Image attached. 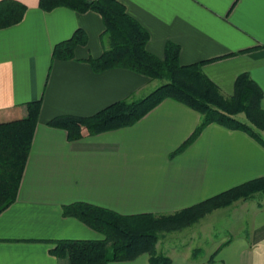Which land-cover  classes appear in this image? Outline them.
<instances>
[{"label":"crops","instance_id":"crops-1","mask_svg":"<svg viewBox=\"0 0 264 264\" xmlns=\"http://www.w3.org/2000/svg\"><path fill=\"white\" fill-rule=\"evenodd\" d=\"M7 1L25 11L19 23L0 29V122L25 117L29 103L40 102V112L16 200L0 214V264H69L51 254L56 242L102 239L64 216L65 206L170 215L264 177V147L217 124L178 152L200 116L170 99L130 127L68 141L48 122L142 99L156 89L154 82L126 69L92 68L89 60L104 50L98 14L62 7L45 12L40 0ZM118 1L148 33L150 54L162 59L167 44L178 46L180 64L204 62V75L227 96L236 78L248 74L264 110V0ZM77 30L86 44L71 58L53 59L54 47ZM258 195L224 208L232 219L227 233L205 249L172 252L171 264H264V194ZM195 249L202 254L193 257ZM108 264H149V257Z\"/></svg>","mask_w":264,"mask_h":264},{"label":"trees","instance_id":"trees-1","mask_svg":"<svg viewBox=\"0 0 264 264\" xmlns=\"http://www.w3.org/2000/svg\"><path fill=\"white\" fill-rule=\"evenodd\" d=\"M39 7L45 12L62 7L79 14L94 12L101 17L104 50L98 59L89 60L96 72L121 68L161 82L142 99L116 102L86 118L63 116L48 122L49 127L65 131L68 141L130 127L162 101L170 99L200 116L196 130L178 152L210 124L241 131L264 147V137L259 134V131L264 132V110L260 107L263 94L248 74L236 78L234 92L227 96L204 75L201 69L204 62L180 64L178 46L167 44L164 57H155L146 49L148 33L127 14L118 0H40ZM24 11L25 7L16 2H0V29L19 23ZM84 44L85 34L77 30L69 40L54 47L52 58H71L74 48ZM26 108L25 117L0 122V214L16 200L40 102L29 103ZM241 115L245 120L240 119ZM258 194H264V177L170 215L123 216L85 203L72 204L63 208V215L79 220L102 239L62 240L56 242L50 252L58 259H67L69 264L129 262L143 254L148 255L149 264H171V259L156 248L163 235L181 231L218 208L246 201ZM200 254V249L192 252L193 257Z\"/></svg>","mask_w":264,"mask_h":264},{"label":"rangeland","instance_id":"rangeland-1","mask_svg":"<svg viewBox=\"0 0 264 264\" xmlns=\"http://www.w3.org/2000/svg\"><path fill=\"white\" fill-rule=\"evenodd\" d=\"M153 82L154 87H158L161 84V82L157 80ZM240 119L245 120L243 115L240 116ZM259 134L264 137V132L259 131ZM254 198H257V195H255ZM237 202L239 203L241 201H236L227 207L234 209V205L237 204ZM224 208H226V206L212 211L198 223L186 227L181 231L163 235L157 243V250L168 256L172 252L182 250L186 247H202L205 249V247L212 244L214 240L218 239L219 236L227 233L225 231L232 224V219L228 215L229 213L227 214L224 212ZM110 253L111 251L109 249L108 255H110Z\"/></svg>","mask_w":264,"mask_h":264}]
</instances>
